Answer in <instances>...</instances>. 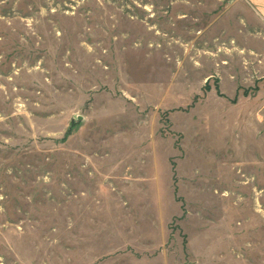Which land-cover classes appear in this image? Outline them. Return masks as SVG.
<instances>
[{"label":"rangeland","instance_id":"obj_1","mask_svg":"<svg viewBox=\"0 0 264 264\" xmlns=\"http://www.w3.org/2000/svg\"><path fill=\"white\" fill-rule=\"evenodd\" d=\"M0 264H264L244 4L0 0Z\"/></svg>","mask_w":264,"mask_h":264},{"label":"crops","instance_id":"obj_2","mask_svg":"<svg viewBox=\"0 0 264 264\" xmlns=\"http://www.w3.org/2000/svg\"><path fill=\"white\" fill-rule=\"evenodd\" d=\"M217 3L235 4L242 3L247 10L264 27V0H214Z\"/></svg>","mask_w":264,"mask_h":264}]
</instances>
